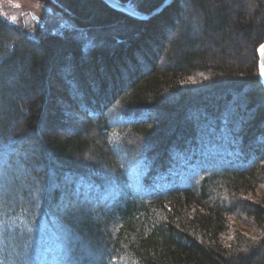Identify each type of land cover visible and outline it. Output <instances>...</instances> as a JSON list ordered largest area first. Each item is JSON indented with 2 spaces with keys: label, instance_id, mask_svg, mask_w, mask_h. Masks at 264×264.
<instances>
[{
  "label": "trees",
  "instance_id": "1",
  "mask_svg": "<svg viewBox=\"0 0 264 264\" xmlns=\"http://www.w3.org/2000/svg\"><path fill=\"white\" fill-rule=\"evenodd\" d=\"M36 1L74 28L0 13V264H264V0Z\"/></svg>",
  "mask_w": 264,
  "mask_h": 264
},
{
  "label": "rangeland",
  "instance_id": "2",
  "mask_svg": "<svg viewBox=\"0 0 264 264\" xmlns=\"http://www.w3.org/2000/svg\"><path fill=\"white\" fill-rule=\"evenodd\" d=\"M131 6L127 7L132 8ZM0 13L11 25L21 28L31 36H34L38 29L61 34L74 28L72 21L36 0H0ZM33 15L42 21L43 25L36 22L32 18ZM10 47L14 48V44Z\"/></svg>",
  "mask_w": 264,
  "mask_h": 264
},
{
  "label": "water",
  "instance_id": "3",
  "mask_svg": "<svg viewBox=\"0 0 264 264\" xmlns=\"http://www.w3.org/2000/svg\"><path fill=\"white\" fill-rule=\"evenodd\" d=\"M104 2H106L108 5H110L112 8L116 9V10H119V11H123V12H126L128 14H130L131 16L133 17H136V18H139V19H149V18H152L154 17L157 13H160L162 10H164L168 5L172 4L174 2V0H167L165 5L159 10L157 11L156 13L154 14H151V15H142L138 12H135L132 8H126L127 6H130L128 4H123V3H120V6H115L113 3L111 2H108L107 0H103ZM32 18L36 21V22H39L43 25L42 21H40L37 17H35L34 15L32 16ZM261 49V48H260ZM260 49H259V68H260V75H259V80H260V83L261 85L264 87V75H262V73H264V64L263 66L261 65V57H260Z\"/></svg>",
  "mask_w": 264,
  "mask_h": 264
},
{
  "label": "bare ground",
  "instance_id": "4",
  "mask_svg": "<svg viewBox=\"0 0 264 264\" xmlns=\"http://www.w3.org/2000/svg\"><path fill=\"white\" fill-rule=\"evenodd\" d=\"M109 1H112V3H113L115 6H120V5H119V2H118L117 0H108V2H109ZM116 1H117V3H116ZM126 8H128V7H126ZM260 57H261V60H262L261 65L263 66V64H264V51H261V49H260Z\"/></svg>",
  "mask_w": 264,
  "mask_h": 264
},
{
  "label": "snow or ice",
  "instance_id": "5",
  "mask_svg": "<svg viewBox=\"0 0 264 264\" xmlns=\"http://www.w3.org/2000/svg\"><path fill=\"white\" fill-rule=\"evenodd\" d=\"M261 51H264V45L261 46ZM264 75V73H262Z\"/></svg>",
  "mask_w": 264,
  "mask_h": 264
}]
</instances>
